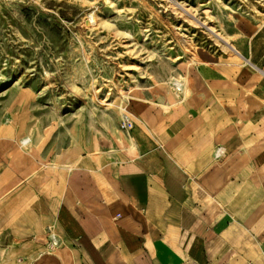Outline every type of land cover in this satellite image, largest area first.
Instances as JSON below:
<instances>
[{"label": "crops", "instance_id": "obj_1", "mask_svg": "<svg viewBox=\"0 0 264 264\" xmlns=\"http://www.w3.org/2000/svg\"><path fill=\"white\" fill-rule=\"evenodd\" d=\"M235 34L232 57L197 51L180 106L135 96L133 128L96 156L69 148L63 172L1 124L0 258L264 264V30Z\"/></svg>", "mask_w": 264, "mask_h": 264}, {"label": "rangeland", "instance_id": "obj_2", "mask_svg": "<svg viewBox=\"0 0 264 264\" xmlns=\"http://www.w3.org/2000/svg\"><path fill=\"white\" fill-rule=\"evenodd\" d=\"M245 23L264 30V0H0V125L63 172L69 148L111 149L135 96L180 106L171 82L187 92L198 50L234 56L209 27L236 47Z\"/></svg>", "mask_w": 264, "mask_h": 264}, {"label": "built area", "instance_id": "obj_3", "mask_svg": "<svg viewBox=\"0 0 264 264\" xmlns=\"http://www.w3.org/2000/svg\"><path fill=\"white\" fill-rule=\"evenodd\" d=\"M184 89V83L182 81H173L171 82V91L173 92L176 99L182 97V92ZM134 122L132 117L126 113L121 114V119L118 123V128L120 131H129L133 128ZM57 246V241L54 237L51 238L50 243L48 244L49 249H53Z\"/></svg>", "mask_w": 264, "mask_h": 264}, {"label": "bare ground", "instance_id": "obj_4", "mask_svg": "<svg viewBox=\"0 0 264 264\" xmlns=\"http://www.w3.org/2000/svg\"><path fill=\"white\" fill-rule=\"evenodd\" d=\"M212 31L211 32H214V34H215V36L218 38V39H220V40H223L226 44H227V46L232 50V52H233V54H235V52H234V50H233V47L231 46L232 45V43H230L226 38H224L222 35H220L219 34V32L217 33L212 27H209ZM230 49H229V51H230ZM198 53V52H197ZM30 142V138L27 136V137H25V138H23L22 139V144H27V143H29Z\"/></svg>", "mask_w": 264, "mask_h": 264}]
</instances>
